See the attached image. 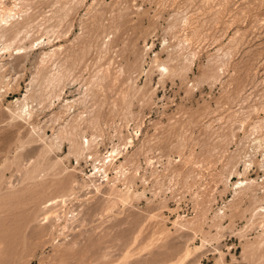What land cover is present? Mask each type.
<instances>
[{"label":"rangeland","instance_id":"1","mask_svg":"<svg viewBox=\"0 0 264 264\" xmlns=\"http://www.w3.org/2000/svg\"><path fill=\"white\" fill-rule=\"evenodd\" d=\"M0 264H264V0H0Z\"/></svg>","mask_w":264,"mask_h":264}]
</instances>
